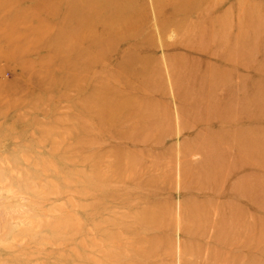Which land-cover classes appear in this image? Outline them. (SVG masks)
<instances>
[{
	"label": "rangeland",
	"instance_id": "374dc122",
	"mask_svg": "<svg viewBox=\"0 0 264 264\" xmlns=\"http://www.w3.org/2000/svg\"><path fill=\"white\" fill-rule=\"evenodd\" d=\"M183 1L0 0V264H264V0Z\"/></svg>",
	"mask_w": 264,
	"mask_h": 264
},
{
	"label": "bare ground",
	"instance_id": "6f19581e",
	"mask_svg": "<svg viewBox=\"0 0 264 264\" xmlns=\"http://www.w3.org/2000/svg\"><path fill=\"white\" fill-rule=\"evenodd\" d=\"M192 1V0H191ZM195 1V0H194ZM86 2H89V4L92 6V8L93 7H95V4H97V8H99L100 6H101V4H103V7L104 6H106V4H112L113 6H115V10H114V12L110 15V18H108V19H105L106 17H107V14H106V11H110V10H112V9H108V10H104L103 8V10L105 11L104 12V14H105V20L103 19V18H101L100 17V15L96 18V19H101V20H104V26L106 25V27H105V31H107V33L108 32H111L110 31V28L111 27H114V31L117 29V33H120V30H127V35L133 30L132 29V27H131V23H130V21H127V22H125V20L123 19L125 16H126V13H127V11H130L131 10V8L132 7H134L133 6V3H134V0H86ZM58 3V2H57ZM54 5V4H53ZM190 3H188V2H186V1H183V0H151V6H152V9H153V11L155 12V14H157V16L160 18V20L162 21V15H163V11H164V9H168L169 11H171V12H179V11H181V9L182 8H189L190 7ZM34 6V5H33ZM79 7V6H78ZM58 8V7H57ZM67 8V7H66ZM69 8V7H68ZM61 9V8H60ZM4 10V9H3ZM65 10V9H64ZM71 10V9H70ZM74 10V9H73ZM72 10V11H73ZM65 12V11H64ZM78 12V11H77ZM84 12H85V14L84 15H87V13L89 14V13H93V10H91L90 12H87L85 9H84ZM78 13H80V11L78 12ZM81 13H83V12H81ZM44 14V13H43ZM61 14V13H60ZM83 15V14H82ZM12 16V15H11ZM62 17V16H61ZM85 17H87V16H85ZM90 17H91V15H90ZM90 17H89V19H90ZM4 18H5V16H4ZM6 18H7V16H6ZM117 18V20H118V22L115 20ZM10 19V18H9ZM53 19V18H52ZM58 19V18H57ZM60 19V18H59ZM82 19H84V18H82ZM86 19H88V17L86 18ZM3 20V19H2ZM75 20H76V18H75ZM79 21V20H78ZM81 21V20H80ZM79 21V22H80ZM121 21V22H120ZM74 22V21H73ZM82 22L83 23H85L86 22V20H82ZM92 22H94V21H92ZM48 23V22H47ZM56 23H58V22H56ZM62 23V22H61ZM60 23V24H61ZM72 23V22H71ZM102 23V24H103ZM76 24H78V22L76 23ZM57 25V24H56ZM69 25V24H68ZM68 25H66V26H68ZM72 26H75V25H73V24H71ZM88 25V24H87ZM90 25V24H89ZM64 26V25H63ZM83 26H84V24H83ZM69 27H71V26H69ZM80 27V26H79ZM85 27V26H84ZM84 27H80V28H84ZM91 27H93V26H91ZM37 28V27H36ZM42 28V27H41ZM47 28V27H46ZM67 28V27H66ZM33 29V28H32ZM54 29V28H53ZM38 30V29H37ZM100 30V29H99ZM40 31H42V29L40 30ZM56 31V30H55ZM60 31V30H59ZM87 31V30H86ZM90 31H92V29L90 30ZM96 31V30H95ZM102 31V30H101ZM90 34V33H89ZM110 34V33H109ZM93 35V34H92ZM2 35H0V37H1ZM56 37V36H55ZM61 37V36H60ZM85 37H86V35H85ZM95 37V36H94ZM102 37V36H101ZM63 38V37H62ZM64 39V38H63ZM86 39V38H85ZM72 40V39H71ZM89 41H91V40H89ZM78 42V41H77ZM97 42V41H96ZM79 43V42H78ZM60 45H61V43H59ZM81 44V43H80ZM94 44V43H93ZM92 43L89 45V46H82L83 48H81V51H85V53L87 54V53H89V57L90 58H92L93 56H92V50L93 51H96V50H98V48H99V46H98V44H94L93 45ZM36 45H38V44H36ZM56 45V44H55ZM81 46V45H80ZM79 46V47H80ZM56 47V46H55ZM29 50V49H28ZM102 50V49H101ZM29 53V52H28ZM108 53V52H107ZM104 54V53H103ZM109 54V53H108ZM128 54V53H127ZM88 55V54H87ZM127 59H130V62H131V64L132 63H134L135 62V60H136V57H128ZM20 62V61H19ZM126 63V62H125ZM71 63H69V65H70ZM89 64V63H88ZM74 65V63H72V65L71 66H73ZM90 65V64H89ZM80 67H84V70H86L87 68H88V66L86 65V64H82V65H77L76 67L75 66H73V67H71V69L73 70V71H75L76 72V70L77 69H79ZM75 72L73 73V75L75 76ZM79 76V75H78ZM95 75H94V73L91 75V77L88 79V81L90 82V81H93V80H95ZM71 79V78H70ZM81 86H82V84H81ZM83 87V86H82ZM115 96H116V94H114ZM113 94H112V96H106V98L105 99H103V100H101V102L102 103H100V105H99V108H100V110H105L106 108L108 109V112H109V109H111V108H113V106L114 105H116L117 104V101H118V99H116L115 98V96H114ZM119 96L121 95V94H118ZM203 101V100H202ZM85 102H87V104L89 105V100H88V98L87 99H84V100H82V105H85ZM99 108H96L97 110L99 109ZM114 109V108H113ZM114 111V110H113ZM116 116V112L114 111V113H112V115L110 114V115H108L107 116V118H108V123L107 124H109L110 126H113L114 124H115V118H117V117H115ZM101 126H102V124L104 125L105 124V120H103L102 119V121H100V123H99ZM110 131H112L111 129H110ZM111 136V138H113V139H115L114 138V135H110ZM124 138H128L130 135L128 134V135H125L124 134ZM128 141L126 142V144H135V143H137V142H139V139H135L134 137L133 138H130V139H127ZM180 164V163H179ZM178 166V165H177ZM180 169H181V167H179ZM177 170V169H176ZM175 170V171H176ZM178 177V176H177Z\"/></svg>",
	"mask_w": 264,
	"mask_h": 264
}]
</instances>
